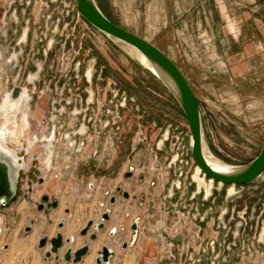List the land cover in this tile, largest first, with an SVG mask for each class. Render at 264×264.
Here are the masks:
<instances>
[{
  "label": "rangeland",
  "instance_id": "374dc122",
  "mask_svg": "<svg viewBox=\"0 0 264 264\" xmlns=\"http://www.w3.org/2000/svg\"><path fill=\"white\" fill-rule=\"evenodd\" d=\"M30 1L29 9H26L24 3L22 6L19 3L13 6L21 8H18L17 19L9 15L6 18L4 26L7 23L10 36H7L5 46L10 54H19V66L17 69H7L5 62H0V74L15 75L19 71L22 74H33L37 72L38 64H42L41 74L47 76V83L58 75L67 84L63 94L65 102L59 104L58 94L51 98L58 112L50 111L47 99L43 100L42 106L47 117L42 127L48 132L47 138L52 133L53 125L58 127L57 122L61 125L56 129L54 146L48 150L44 147L40 149L41 144L36 146L33 160L26 156L25 140L31 137V132L38 131L37 134H40L39 123L43 124L45 114L38 110L36 120H32L29 115V123L33 128L29 129L27 115L21 111L14 119L12 113L5 109L8 108V98L0 95V128L7 124L8 130L15 132V135L20 132L22 135L24 131L23 136L18 137L19 143L9 138L6 141L7 147L18 157L27 158L20 172L19 196L16 203L7 210L6 220L10 222L16 219L14 214L18 211L24 215L23 219L17 218V227L27 225L32 218L39 226L45 222L46 216L37 213L34 208L36 204L29 201L28 197L32 196L28 195L29 187L34 189V201H40L43 194L52 199L57 198L60 209L47 218H51L54 223L59 220L64 222L63 235L68 225L72 226V222L77 224L75 236L70 238L74 241L65 245L61 252L63 256L68 248L75 250L91 241L89 237H82L81 229L90 220L98 223L106 209L103 205L107 206L108 198L120 187L132 195L144 194L146 204L144 208L137 209L134 206L135 199L125 202L121 198L123 206H117L114 213L117 223L120 225V221L126 219L124 215L128 209L133 216L142 217L141 225L148 229L146 235L142 232L137 243L131 242L130 234L121 233L115 237L112 245L117 249V259L113 264H123L122 259L128 256L135 259L136 264H159L155 260L159 234L167 239L161 263H169V248L166 247L172 241L169 229L172 226L177 230L184 226L186 228L183 235L178 233L177 238H174L173 251L177 253L190 235V221L183 214H177L183 212L181 204L184 203V206L186 202H193L201 214L207 213L206 223L192 222L193 231L197 230L194 225H198L205 239L216 241L220 264H264V174L254 183L233 187V194H230L231 186L215 182L212 189L206 182L209 187L206 186L207 192L211 193L212 189V195L206 200L204 187L201 186L199 194L201 181L196 180L198 165L192 162V139L186 116L171 92L147 69L141 67L131 54L133 49L110 40L99 31L97 33L89 27L87 29L81 23L78 40L81 47L79 55H76L78 41L74 49L69 41L63 46L65 41L61 40L65 37L55 34L53 29L58 17L61 16L60 28L70 20L66 13L70 11L73 14L77 0ZM139 1L144 5L143 9L126 12L132 17L141 12L142 23L145 10L153 2L163 5V13L168 15L169 22L160 33L155 32L157 27L153 26L152 30L156 28L153 33H140V36L162 50L191 85L200 105L206 155L230 166H243L253 161L264 146V0ZM2 2L0 20L5 9ZM96 2L111 21L116 24L122 22V15L117 13L118 9L112 0ZM151 13L155 20L159 11L153 9ZM47 16L52 18L47 19ZM45 25H48L47 31ZM40 26L42 30H39ZM1 27L3 23L0 21ZM27 30L29 32L25 43L22 37ZM83 34L86 36L83 37ZM45 36L47 40L39 42L38 37ZM53 40L55 42L50 46ZM7 57L5 55L4 58ZM74 58L81 61L79 83L74 78L77 73L75 66L69 64ZM91 67L93 79L90 83L85 73ZM20 84L17 85L26 87L28 82L24 80ZM52 89L55 90V87ZM92 92L95 94L92 107L97 109L101 106L102 109L99 114L91 111L85 120V108ZM14 100H20L19 95ZM24 104L20 103V109L21 106L26 108ZM61 106L65 108L63 116L60 115ZM33 107L34 104L31 105ZM107 107L111 108L113 116L119 115L112 133V154L115 159L110 167L109 145L106 144L109 129L107 132L101 128ZM76 108L81 111L77 118L74 116ZM97 114V126L93 129L89 119ZM84 125L88 133L85 138H93L97 142L98 156L89 158L91 147L87 151L88 158L69 151L71 142L66 137ZM59 149L61 152L57 157ZM52 152L54 155L50 158ZM178 154L176 166H169L171 156ZM154 155H158L159 159L155 160ZM133 156L136 158H131ZM132 163L139 171L133 172L128 179L127 175L132 171L128 164ZM180 171L184 172L183 177H179ZM40 179L43 185L39 184ZM141 180L144 182L141 183ZM29 181H33L32 186ZM172 204L177 206L173 207ZM56 230L57 227H52L48 236H54ZM94 234L98 237L97 241L92 243L89 255L81 264H96L97 250L108 245V223L105 230ZM20 235L27 239L30 237L24 233ZM37 237L40 238L39 234ZM144 241H149L148 253L140 255L137 248ZM124 242L131 246L127 252L120 251ZM48 263L59 264L54 259Z\"/></svg>",
  "mask_w": 264,
  "mask_h": 264
},
{
  "label": "built area",
  "instance_id": "2783aa9c",
  "mask_svg": "<svg viewBox=\"0 0 264 264\" xmlns=\"http://www.w3.org/2000/svg\"><path fill=\"white\" fill-rule=\"evenodd\" d=\"M0 1L2 2V0H0ZM51 1H54V0H51ZM18 3L21 6L24 3V5L27 6L26 9H29V7L31 6L30 0H18V1L13 0L12 2H10L9 0H5V2L4 1L2 2L3 6L5 4V6H4L5 9H4L3 18H2V20H0L1 23H3V27L0 28V62L1 63L5 62L7 69L9 67H11L12 69H17V67L19 66V54L15 53V52L10 54L9 49L6 48V46H5L6 43L8 42L7 36L9 35V31L6 27L7 23L4 26V23L6 22V18L8 17V15L12 18L17 19L18 8L19 9H21V8L18 6V8L16 9V8H13V6L17 5ZM6 4H7V7H6ZM72 13L73 14L71 15V12L67 11L66 15H67V18H69L70 20L64 22L62 28H60V24H61L60 17L61 16L58 17L59 19H57L55 24H54L53 32L55 34H59L61 37L62 36L65 37L64 40H61L63 42L65 41L63 46H66L68 41H69L70 45L72 46V49H74L76 42L79 40V36L81 35L80 27H79L81 23H84V25L87 29L89 27V28H92L97 33H98V31L83 19L82 15L80 14L79 9H78V3H77L76 9L74 8ZM62 14L63 13H61V15ZM50 18H52V16H47V19H50ZM45 29H46V31L48 30V25H45ZM39 30H42V26L39 27ZM28 32H29V30L24 32V34H23L24 37H22V39H25V43H27ZM85 36H86V34H83V37H85ZM53 39L55 40V38H53ZM38 40H39V42H44L45 40H47V37L46 36L44 38L38 37ZM54 40L51 41L50 46L53 45V43L55 42ZM15 41H16V39H15ZM19 42H20V44L22 43L21 40ZM80 47H81V43H80V41H78V48L76 50V55H79ZM4 48H6L7 51H5ZM5 55H7L8 57L4 58ZM45 62H47V60H45ZM69 64H73L75 66V71L77 73L74 76V78L77 79V83H79L80 76H79L78 71L81 67V61L79 60V58H74L69 62ZM38 66L39 67H38L37 72L33 73V74H31V73L22 74L20 71L15 75H9L7 73L0 74V95L2 94L4 96H6L9 100H11V103H18V102L23 103L22 99H24V100L26 99V102H24L25 103L24 105L27 106V108H24L22 106L21 111L23 114L27 115V120H28L27 128L33 129L31 122L29 123V115H30L32 120H36L35 114L38 110L45 114L42 118L43 124H42V122L39 123V127L41 129L40 134H37L38 131L31 132V137L26 138V140H25L26 156L32 157V160L35 159L34 150H35L36 146L39 147L41 144L40 149H41V147H44L46 150H48V148H51L54 146V142H55V138H56V132H57L56 129L58 127H60V125H61L59 122H57L58 127L56 125H53L52 133L50 134V137L47 138L48 132H46V129H44L42 127V125L46 124L45 120L47 117V112L45 109L43 110V106H42L44 103L43 100L47 99L46 104L48 105L50 111L53 110V112H58L56 107H55V103H54V101L52 102L51 98L53 96H55L56 94H58L60 97L59 104L65 102L63 94L65 92L64 87L67 84V83H65L64 78L60 77L58 75L54 76V78L50 81V83H47V76L41 74L42 64H38ZM92 71H93V68L91 67L85 73V77H86L87 81H89L90 83L92 82V79H93ZM24 80L28 82V84H26V87H21V86L17 85V84L21 85L20 83ZM53 82H56L55 85L53 84ZM53 86L55 87V90L52 89ZM18 88H19V90H18ZM18 95H19L20 100H18V101L16 100V102H15L14 99ZM104 96H105V93H104ZM94 97H95V94L92 92L90 94V100L88 101V106H86V108H85V110L87 112V116H86L85 120H87L88 113H90L91 111H95L99 114L101 109H102L101 106H98L97 109L92 107V104L95 103ZM32 104H34L33 109L31 108ZM5 109H6V111L7 110L9 111V108L6 107ZM59 110H60V115L63 116V114L65 113L64 106H61V108ZM21 111H19V113ZM9 112L12 113L13 110H10ZM79 114H81V111L76 108L74 111V116L77 118V115H79ZM98 114L95 117H91L89 119V124L91 125V128H93V129H96L97 121L99 118ZM105 114H106V118L103 121L101 128L104 130H107V132L109 129L106 144L109 145V147H108V150H109L108 167H110L112 165L113 160L115 159L114 153L112 154V149H113L112 133H114V126L117 125V120L119 118V115L113 116V111L111 110L110 107H107L105 109ZM73 124H74V122H73ZM119 128L120 127L118 126L117 129H119ZM43 130H45V131H43ZM41 134H42V136L40 138L39 135H41ZM87 134L88 133H87V130H86L85 125H84L80 129H77L76 131H74V133H72V135H68L66 137V139L71 142L69 144L71 147L70 148L71 150L69 149L70 153H72V152L74 153V151H75L77 154H79V155L83 154V155H85V157H87L88 156L87 151H88L89 147H91V153H90L89 158L92 156H98L99 155V150L97 149L98 148L97 142L94 141L93 138H85L87 136ZM78 138H81V139H78ZM44 143L46 146L44 145ZM191 146H192V141H191ZM60 152H61V150L59 149L58 153L56 155L57 157L59 156ZM53 155H54V153L52 152L50 158H52ZM131 158L134 159V158H136V156H133ZM154 159L158 160L159 156L154 155ZM171 160H172V162H171ZM171 160H170L169 166H173V165L176 166V163L179 160V154L177 156H175V155L171 156ZM192 162L194 163V160H192ZM128 166L129 167L131 166L130 169L135 173L139 171L138 169L135 168L136 166L134 165V163H132L131 165L128 164ZM174 174H175V177L178 176L177 171H175ZM195 174L200 179H203L205 184L207 182L209 186H212V189H213V185L216 181H214L213 179H210V178L207 180V176H205L202 172L198 174L197 170H196ZM183 176H184V172L180 171L179 177H183ZM201 176H202V178H201ZM192 178L194 179V176H192ZM220 185H222V184L220 183ZM176 187L181 188V186H177V185H176ZM202 187H204V191L206 194L205 199L208 200L209 196L212 195V189H211V193H208L206 187L205 186H202ZM202 187L199 186V194H201ZM177 204H172V205H173V207H176ZM183 204H181V206L183 207V212H177V214L178 213L183 214L185 219L190 221V224L188 227L190 230V235L183 242L182 246L179 248V252L177 253V252L173 251L174 238H177L176 234H178V233L183 235L186 228L184 226V227H181L179 230H177L175 226H172L169 229L170 235L172 236V241L167 243V246H166L167 248H169V251L167 250L168 251L167 255H169V263H168V261H166V262L163 261L161 263L162 252H164L167 239H166V237L159 234V240H158V252H159L158 262H159V264H220V262H219L220 253L217 251L216 241L213 239H210V240L205 239L206 237L201 235L202 228L199 227L198 225H194L197 228V230L193 231L192 222H200V224L206 223L208 220L207 213L201 214L200 211L198 210V207H196L193 202H186L184 206H183ZM170 240H171V238H170Z\"/></svg>",
  "mask_w": 264,
  "mask_h": 264
},
{
  "label": "water",
  "instance_id": "95a60500",
  "mask_svg": "<svg viewBox=\"0 0 264 264\" xmlns=\"http://www.w3.org/2000/svg\"><path fill=\"white\" fill-rule=\"evenodd\" d=\"M77 3L80 14L88 24L110 40L120 42L141 53L158 71L159 74H154L147 69L171 92L184 112L191 132L192 158L205 176L223 185L244 186L256 182L264 174V146L257 158L243 166H231L230 172L222 173L212 168L206 160V143L198 99L178 66L154 44L112 22L103 13L96 0H77ZM0 150L2 151L0 152V206H3L9 205L16 196L20 172L25 167V159L18 157L5 142L0 144ZM6 159L12 164L8 165ZM14 163L18 167L13 165ZM129 177H132L131 173L127 175V178ZM124 197L127 199L129 195L126 193ZM108 213L102 217L103 222L108 220ZM103 222L100 224L90 222L81 233L82 237L88 235L92 226L95 232L99 233L104 227ZM61 227L64 226L61 225ZM95 238L96 235H93L90 240ZM73 241L66 240L61 232L58 233L55 239L49 240L45 262L54 259L59 264H81L89 255V245L78 251L68 248L62 256L61 252L65 245ZM46 248L45 241H42L38 249L44 251ZM113 256L111 251L108 252V247H105L98 253L96 264H110Z\"/></svg>",
  "mask_w": 264,
  "mask_h": 264
},
{
  "label": "crops",
  "instance_id": "0c3cea01",
  "mask_svg": "<svg viewBox=\"0 0 264 264\" xmlns=\"http://www.w3.org/2000/svg\"><path fill=\"white\" fill-rule=\"evenodd\" d=\"M112 1L114 7L118 9L117 13L118 14L121 13L122 15L120 17V20L122 22L120 23L118 22L117 25H120L124 29L138 36H140V33H146V34L153 33V31L156 29L155 28L154 30H152L153 26L157 27L155 32L160 33L169 22L168 15L167 14L164 15L163 13L164 11L163 5L161 6L157 5V2H153L150 6H148L147 8L148 12H146L147 10H145V14L143 15L145 19H144V23H142L143 21H142L141 12H137V14L135 15L133 14L134 15L133 17L127 15L126 12V11L131 12L132 10L143 9L144 5H142V2H140L139 0H112ZM153 9H157L159 11L158 15L155 16V20L151 13V10ZM140 37L143 38V36ZM60 221L61 220H59V222ZM35 222H36V226L34 229V233L27 239L21 237L22 235H20L24 231L23 225H20V227L13 229L14 226L13 221L9 222L4 218H0V264H49L48 262L47 263L45 262V257L48 248H46L44 251H40L38 249L39 237H37L38 234L40 237L43 234L46 220L44 223L41 224V226L37 225V221ZM59 222L57 223L53 222L54 224L52 227L56 228ZM72 223H73L72 226L68 225V230L64 234V237L66 239H70L71 237L75 236L74 233L77 224L74 222ZM52 237L54 236H51L50 238ZM148 243L149 241H147V243L144 241L140 244L139 248H137V252L140 253V255L146 253L148 249L147 248ZM85 244L86 243H84L82 246H84ZM82 246L76 248L74 251H77ZM99 250L100 249H98L96 253H98ZM96 258L97 255L95 256V261ZM116 259L117 256L113 259L112 264ZM122 261L124 262L123 264H136V260L130 259L129 256L122 259Z\"/></svg>",
  "mask_w": 264,
  "mask_h": 264
},
{
  "label": "flooded vegetation",
  "instance_id": "af4514ba",
  "mask_svg": "<svg viewBox=\"0 0 264 264\" xmlns=\"http://www.w3.org/2000/svg\"><path fill=\"white\" fill-rule=\"evenodd\" d=\"M11 101L9 99H7V104L8 102ZM2 129L3 128H6L7 132L5 133V137L8 141L9 138H11V134H13L12 131L8 130L7 128V124L4 125V127H1ZM0 128V129H1ZM13 140L16 141V139L14 138ZM27 159V158H25ZM131 174L133 173V171L130 172ZM129 175V173H128ZM131 177H129L128 179H130ZM39 184L40 185H43L44 182L40 179L39 181ZM144 181L141 180V183H143ZM29 185L32 186L33 185V181H29ZM119 189H121V191H119ZM19 184H18V189H17V193H16V196L12 199L11 203L9 205H3V206H0V218H4V219H7V217L5 216L7 214V210L10 209L12 207L13 204L16 203L17 201V198L19 196ZM33 193H34V189L32 187H29L28 189V195L29 194H32V196H29V201H33L36 205L34 206V208L36 209L37 213H41V214H44L46 216V223L44 225V232L42 234V236L39 238L38 240V247L39 245L41 244L42 241H45V245L47 248H49V240H52V239H55L57 234L58 233H62V231L64 230V227H65V224L64 222L61 220L59 223H58V226H57V230L55 231V235L54 237L50 238L48 236V233L50 231V229L52 228L53 226V220L50 218V220L47 218L49 217V215L53 212H57L59 209H60V203H59V200L56 198V199H52V197H49L48 195H45L43 194L41 197H40V201H34V198H33ZM128 194L129 195V198H125L124 197V194ZM135 195H132L131 193H129L128 191H126L125 189H122L120 187L117 188V190L108 198V204L107 206L103 205V207H105V212L102 213L101 215V218L99 219L98 223L90 220L86 225L85 227H83L82 232L85 231L86 227L88 226V224L90 222H93L94 224H100L103 222L102 220V217L107 213L109 212L108 214V220L103 222V230L106 229V226H107V223H108V245H103L101 247V249L98 251L101 252L105 247H108V252L111 251L114 256L110 259V264H112V261L113 259L117 256V249H115L112 245V240L115 238V237H118L119 235L122 234H126V235H129L130 234V240L131 242L134 241V243H137L140 239H141V235L144 233L146 235V227H142L141 225V221L143 222V218L142 217H135L132 215L131 212L127 211L125 212V218L126 219H122L120 221V225L119 223H117V218H115V208L119 205H122L123 206V203L124 201L125 202H130V201H133L134 199V206L137 208V209H142L145 207V204H146V196L144 194H140V195H137L136 193H134ZM124 199V201H122V199ZM32 204V202H30ZM4 214V215H3ZM23 215L22 213H19L18 211H16V213L14 214V217H16V219H13V223H14V228H17L18 226V223L19 221L17 220V218L20 220V219H23ZM36 220L34 218L30 219L28 224L27 225H24V228H23V233L25 234V236H31L33 233H34V229H35V226H36ZM119 222V221H118ZM115 224L117 226H115ZM61 225H63L64 227L62 228ZM119 229V230H118ZM144 230V231H143ZM100 231V232H101ZM123 231V232H122ZM13 232V231H12ZM143 232V233H142ZM94 233L95 230L93 229V226L91 227L90 231L88 232V235L86 237H83V238H91L92 239V236L95 235ZM97 235H96V238L95 240H91V241H88L84 246H82L81 248L85 247L86 245H88V243L90 244L89 245V249L91 251L92 249V243H95L97 241ZM66 239V238H65ZM66 240H69V239H66ZM133 243V244H134ZM80 248V249H81ZM131 246L129 243L127 242H124L122 245H121V252H127L128 250H130ZM79 250V249H78ZM77 250V251H78ZM90 253V252H89ZM146 253H148V249L146 251ZM150 254V253H149ZM97 259V258H96ZM159 259V252H158V249L157 251L155 252V260L158 261Z\"/></svg>",
  "mask_w": 264,
  "mask_h": 264
},
{
  "label": "bare ground",
  "instance_id": "6f19581e",
  "mask_svg": "<svg viewBox=\"0 0 264 264\" xmlns=\"http://www.w3.org/2000/svg\"><path fill=\"white\" fill-rule=\"evenodd\" d=\"M122 50H123V48H122ZM131 54L139 61V63L142 65L141 67H145L146 69H149L152 73H156V74H159L158 73V71L153 67V65L141 54V53H139L138 51H131ZM132 58V57H131ZM134 60V59H133ZM139 64V65H140ZM144 68V69H145ZM22 100H24V99H22ZM25 102V100L23 101V103ZM22 103V104H23ZM8 108H9V111L10 110H13V112H12V116L14 117V119L16 118V116H17V114L19 113V111H21L22 110V106H21V109H20V102H18V103H11V101H9L8 102ZM26 108H27V106H26ZM8 111V112H9ZM25 115V114H24ZM26 119V118H25ZM9 122V121H8ZM7 132V130H6V128H1L0 129V144L1 143H3V142H5L6 144H7V139H6V137H5V133ZM19 132V131H18ZM23 132L24 131H22V135H21V132L20 133H18V135L16 134L15 135V132H13V134H11V138L12 139H16V142L17 143H19V141H18V137H22L23 136ZM0 152H2L1 150H0ZM10 153H11V151H10ZM1 154V153H0ZM4 154V153H3ZM211 155V154H210ZM206 160L208 161V163H209V165L212 167V168H214V169H216L217 171H219V172H222V173H227V172H230V170H231V166L230 165H228V164H225V163H222L220 160H218L217 158H215V157H213V156H206ZM6 163L8 164V165H11L12 163L11 162H9V160H7L6 159ZM11 163V164H10ZM13 165H16L17 167H18V165L16 164V163H14ZM15 166V167H16ZM20 167V166H19ZM199 169V170H198ZM198 169H197V172H198V174L199 173H201L202 172V170L198 167ZM196 178H198V179H196L197 180V182L200 180L201 181V183L199 182V186L201 187V186H203V184H204V186L206 187L207 185L205 184V182H204V180L203 179H200L199 177H196ZM201 184V185H200ZM223 185V184H222ZM208 187V186H207ZM231 189H230V194H233V191H234V188L233 187H236V186H234V185H231ZM209 188V187H208Z\"/></svg>",
  "mask_w": 264,
  "mask_h": 264
},
{
  "label": "trees",
  "instance_id": "16d2710c",
  "mask_svg": "<svg viewBox=\"0 0 264 264\" xmlns=\"http://www.w3.org/2000/svg\"><path fill=\"white\" fill-rule=\"evenodd\" d=\"M101 8V7H100ZM101 10H102V8H101ZM103 11V10H102ZM103 13L105 14V12L103 11ZM106 15V14H105ZM107 16V15H106ZM108 18H109V16H107ZM110 19V18H109ZM111 20V19H110ZM113 22V21H112ZM115 23V22H114Z\"/></svg>",
  "mask_w": 264,
  "mask_h": 264
}]
</instances>
